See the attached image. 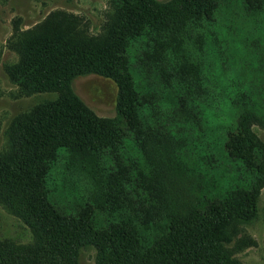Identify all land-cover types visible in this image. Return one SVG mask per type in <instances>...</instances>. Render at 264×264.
I'll list each match as a JSON object with an SVG mask.
<instances>
[{
  "label": "trees",
  "instance_id": "16d2710c",
  "mask_svg": "<svg viewBox=\"0 0 264 264\" xmlns=\"http://www.w3.org/2000/svg\"><path fill=\"white\" fill-rule=\"evenodd\" d=\"M111 1V22L101 33L64 28L35 36L28 46L17 48L18 61L9 70L15 83L45 91L62 89L84 73L108 77L118 88V118L106 121L96 117L71 93L38 103L29 116L15 118L5 132L7 148L0 154V202L22 218L34 239L22 245L1 244L0 264H79V252L86 247L96 250V264H234L225 245L234 236L232 227L249 221L256 213L258 154V158L248 154L253 152V146L236 128L224 135L216 154L209 152L220 161L212 159L199 165L195 189L189 188L186 171L176 179L164 171V182L151 178L154 175L144 176L143 168L155 165L143 152L136 155L142 150L137 146L138 132L147 125V132L156 126L173 140L171 128L166 133V125L153 121L152 115L171 114L174 108L170 105L162 111L166 98H170L164 95L167 92L161 80L157 79L155 86L164 94L151 90L150 96L145 95L148 90L143 91L142 82L150 74L141 70L143 64L131 65L126 50L127 40L141 36L145 29L173 24L178 15L189 18L212 14L218 0ZM139 60L143 62L140 57ZM166 83L170 85L169 81ZM148 109L150 115L146 117ZM176 110L188 114L182 102ZM179 122L187 130L180 137L187 149L192 129ZM59 150L107 151L114 163L106 172L111 181H107L111 197L106 203L111 205L110 210L129 207V212H120L119 218H104L96 225L94 210L101 211L104 203L80 206L74 212L52 204L44 184L52 157ZM228 161L231 169L226 173L220 168ZM212 162H216V167H212ZM113 170L119 171L117 175ZM221 177L226 179L224 188L220 186ZM160 183L163 187L157 189L155 185ZM118 193L122 195L120 199L116 198ZM154 206L163 207L167 227L144 245L133 219L141 213L148 217L149 208L155 209Z\"/></svg>",
  "mask_w": 264,
  "mask_h": 264
},
{
  "label": "rangeland",
  "instance_id": "374dc122",
  "mask_svg": "<svg viewBox=\"0 0 264 264\" xmlns=\"http://www.w3.org/2000/svg\"><path fill=\"white\" fill-rule=\"evenodd\" d=\"M250 1L251 4L245 5L243 0H218L212 14L189 18L178 15L173 24L145 29L141 36L126 42L131 65L143 64L141 70L150 74L149 79L142 82L143 91L148 90L145 95L150 96L151 90L162 94L166 91L164 95L170 99L166 98L162 111L170 105L175 110L171 108V114L152 115L153 121L166 125V133L171 128L173 140L160 128V131L155 129L156 126L147 132V125L143 132H138L137 146L142 150L136 155L143 152L155 165L152 168L146 165L149 172L143 168L144 176L154 175L151 178L164 182V171L172 179L186 171L190 177L188 186L195 189L199 183V165L212 159L219 162L209 152L216 154L224 135L236 128L253 146V152L248 154L259 156L254 188L256 213L249 221L232 227L234 236L225 245L234 264H264V0ZM113 6L111 0H0V154L7 148L5 132L17 116H29L38 103L62 94L71 93L96 117L106 121L118 118V88L108 77L84 73L62 89L36 91L15 83L9 73L18 61L17 48L28 46L35 36L71 27L99 34L111 22ZM157 79L161 80L165 91L155 86L159 83ZM181 102L188 110L186 115L176 110ZM145 115H150L149 109ZM170 115L173 117L169 118ZM179 121L192 129L191 145L187 149L180 139L187 130ZM177 139H180L179 144ZM128 146L136 149L134 144ZM51 162L44 186L52 204L74 212L80 206L104 203L101 211L94 210L96 225L104 218H119L120 212H129V207L110 210L111 205L106 203L111 197V189L106 188L110 178L106 172L114 163L107 151L59 150ZM216 162H212V167H216ZM230 164L228 161L220 169L228 173ZM117 170H113L116 175ZM193 176L196 180L192 181ZM221 180L220 186L224 188L226 179L221 177ZM155 187L162 189L163 186L160 183ZM121 197L120 193L116 196ZM154 208H149L148 217L141 213L133 219L144 245L160 236L167 227L163 207ZM33 239L22 218L9 212L0 202V245L5 242L22 245ZM95 257L94 248H82L78 262L96 264Z\"/></svg>",
  "mask_w": 264,
  "mask_h": 264
}]
</instances>
